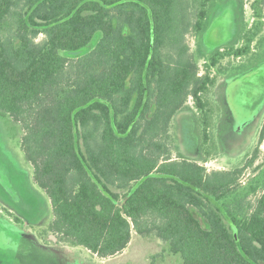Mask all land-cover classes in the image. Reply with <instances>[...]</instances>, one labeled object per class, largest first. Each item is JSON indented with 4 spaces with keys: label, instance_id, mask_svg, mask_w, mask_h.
I'll use <instances>...</instances> for the list:
<instances>
[{
    "label": "trees",
    "instance_id": "1",
    "mask_svg": "<svg viewBox=\"0 0 264 264\" xmlns=\"http://www.w3.org/2000/svg\"><path fill=\"white\" fill-rule=\"evenodd\" d=\"M210 1L193 18L190 0H0V114L22 125L62 241L105 259L136 232L182 264H264V179L245 188L246 165L209 171L170 145L191 98L210 145L216 77L188 43ZM251 6L260 18L264 0ZM223 44L207 47L210 65Z\"/></svg>",
    "mask_w": 264,
    "mask_h": 264
},
{
    "label": "rangeland",
    "instance_id": "2",
    "mask_svg": "<svg viewBox=\"0 0 264 264\" xmlns=\"http://www.w3.org/2000/svg\"><path fill=\"white\" fill-rule=\"evenodd\" d=\"M202 1L190 0L193 18ZM252 3L253 0H211L206 30L200 35L194 31L188 35V43L198 54L203 71L209 70L216 77L215 85L205 95L213 108L208 129L210 145L201 146L199 119L202 113L192 98L187 103L188 108L174 117L170 141L175 156L181 153L195 159L209 171L246 165L241 182L245 188L264 179V139H259L264 102L258 107L253 105L254 97L250 93L254 91V82L251 78L240 82L239 74L244 71H235L241 62L247 67L254 62L248 55L250 52L254 54L252 57L264 53V6L258 18ZM252 35L254 38L249 41ZM221 43L225 44L219 50L225 56L215 66L210 65L209 56L213 52L207 47ZM238 46H243L242 52L248 58L237 60ZM237 86L244 91L235 93ZM23 133L20 123L0 114V264H182L181 255L170 253L167 243L156 237L139 236L136 232L124 251L102 259L48 231L53 219L51 201L33 179V167L21 146ZM256 148L257 158L248 166ZM260 190L250 193L247 209L255 204ZM203 225L207 227V222L203 221Z\"/></svg>",
    "mask_w": 264,
    "mask_h": 264
},
{
    "label": "flooded vegetation",
    "instance_id": "3",
    "mask_svg": "<svg viewBox=\"0 0 264 264\" xmlns=\"http://www.w3.org/2000/svg\"><path fill=\"white\" fill-rule=\"evenodd\" d=\"M253 44L255 46L257 45L256 43H253ZM242 47L243 46H238L236 48L235 56H236L237 60H242L244 57L247 56L243 52L237 53L239 50L242 51V49H243ZM248 55H249V57L254 58L253 59L254 62H252V60H251L250 62H252V63L250 64L249 67H247V64L244 65V62L243 63L241 62V63H239V66L238 65L236 66L235 71H237V72L240 70L244 71V72H242V74H239V77H240L239 81L240 82H243V81L247 80L248 78H251V81L254 82V84H253V90L254 91H252V93H250V95L252 97H254L253 105L255 107H258L261 102H264V53H262L259 57H252L254 54L251 52ZM246 58H248V57H246ZM242 65H244V66H242ZM241 90H243V88H241L240 86H237V88L234 91H236L235 93H237V92L239 93V92H241ZM227 92H228V90L226 89V94H227Z\"/></svg>",
    "mask_w": 264,
    "mask_h": 264
},
{
    "label": "built area",
    "instance_id": "4",
    "mask_svg": "<svg viewBox=\"0 0 264 264\" xmlns=\"http://www.w3.org/2000/svg\"><path fill=\"white\" fill-rule=\"evenodd\" d=\"M200 68H201V72H200V74H204L205 72L203 71V69H202L201 66H200Z\"/></svg>",
    "mask_w": 264,
    "mask_h": 264
}]
</instances>
